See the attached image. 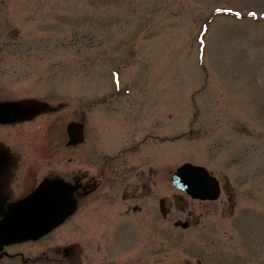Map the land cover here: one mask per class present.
Returning <instances> with one entry per match:
<instances>
[{
  "label": "rangeland",
  "instance_id": "obj_1",
  "mask_svg": "<svg viewBox=\"0 0 264 264\" xmlns=\"http://www.w3.org/2000/svg\"><path fill=\"white\" fill-rule=\"evenodd\" d=\"M13 2L32 4L21 26L32 58L0 70V98L43 96L62 105L33 123L36 158L65 140L80 100L106 149L158 133L132 154L158 166L162 197L179 193L170 176L186 161L230 187L231 207L223 189L212 201L186 196L204 210L197 226L174 230L172 217L160 214L159 233L127 231L128 256L155 244L159 259L150 255L146 264H264V0ZM48 122L41 148L35 142Z\"/></svg>",
  "mask_w": 264,
  "mask_h": 264
},
{
  "label": "flooded vegetation",
  "instance_id": "obj_2",
  "mask_svg": "<svg viewBox=\"0 0 264 264\" xmlns=\"http://www.w3.org/2000/svg\"><path fill=\"white\" fill-rule=\"evenodd\" d=\"M15 6L20 14L16 13ZM31 6L29 2L0 0V70L14 68L16 63L27 66L31 61L32 40L28 34L23 36L21 30L22 23H27L31 16ZM0 102L12 105L7 120L0 122V218L9 204L49 182L59 186V194L67 202L65 214L62 217L60 214L58 222L48 231L0 247V261L3 263L146 264L150 255L154 261L159 259L155 256L159 247L152 244L146 255L143 245L137 246L136 254L132 249L134 252L130 258L127 249L133 239H129L127 231L130 230L134 238L137 234H147L144 233L145 227L153 235L159 233L160 214L163 219L172 217L174 230L189 229L200 223L204 210L195 211L187 197L209 200L193 198L177 188L179 193L171 192L162 197L158 166L152 162L145 167L144 155L132 154V151L137 153L148 139L157 140L159 136L155 131H149L130 143L125 142L122 147L113 142V147L106 149L104 140L96 131V117L86 115L78 100L74 104L76 116L65 122L63 128L65 140L62 138L59 143L51 145L47 157L36 158L32 142L33 123L42 121L43 110H56L60 105H49L43 96L30 95H3ZM86 117L90 118L88 122ZM71 121L75 125L72 132L74 142L68 143L66 125ZM48 125L49 122L41 129L39 141L35 142L41 148L49 142ZM87 127L91 138L86 134ZM153 128L158 127L154 125ZM27 153L32 156L28 157ZM219 186L231 207L232 195L225 179L219 182ZM160 202L164 213H161ZM138 228L141 230L137 231Z\"/></svg>",
  "mask_w": 264,
  "mask_h": 264
},
{
  "label": "water",
  "instance_id": "obj_3",
  "mask_svg": "<svg viewBox=\"0 0 264 264\" xmlns=\"http://www.w3.org/2000/svg\"><path fill=\"white\" fill-rule=\"evenodd\" d=\"M12 107L11 103L0 102V122ZM75 125L71 121L66 125L68 143H73L72 132ZM222 175L220 180H222ZM172 184L194 198L216 199L219 196V180L202 165L184 162L172 173ZM55 182L40 185L28 196L8 205L0 218V247L4 244L24 241L48 231L58 222L67 210V202ZM177 203V199H175ZM161 213H164L160 202ZM185 226V223H182Z\"/></svg>",
  "mask_w": 264,
  "mask_h": 264
}]
</instances>
